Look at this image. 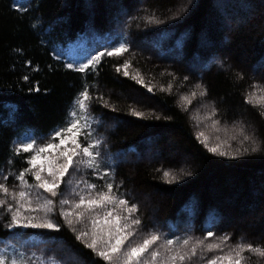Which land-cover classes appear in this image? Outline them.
Listing matches in <instances>:
<instances>
[{"label":"trees","instance_id":"1","mask_svg":"<svg viewBox=\"0 0 264 264\" xmlns=\"http://www.w3.org/2000/svg\"><path fill=\"white\" fill-rule=\"evenodd\" d=\"M181 1L0 0V182L19 191L15 176L28 167L31 153L15 156L16 144L31 138L48 142L68 125L69 114L78 112L75 100L87 86L91 139L102 142L100 169L87 168V179L98 189L113 182L114 191L137 205L135 215L142 223L132 239L149 232L204 239L212 231L215 235L206 243L227 235L225 252L241 241L264 247V226L259 231L230 222L253 211L264 221V151L244 152L251 141L243 139L254 136L264 148V72H254L264 60V0ZM17 4L27 11L17 12ZM237 4L256 13L251 20L243 15L229 31L223 13ZM120 9L125 14L115 20ZM143 41L148 42L145 50L139 47ZM121 43L128 51L119 58L105 54L85 73L67 67H78ZM125 60L131 63L130 75L139 74L144 85L125 77L123 69L116 71ZM191 63L203 70L194 72ZM202 90L207 94L201 96ZM250 93H255L256 107L246 103ZM99 97L103 100L97 102ZM133 110L143 117L134 116ZM199 132L209 137L211 146L222 143V150L236 158L209 152L197 139ZM79 139L85 142L84 135ZM150 142L160 149V160H127L136 155L143 159ZM105 171L110 175L99 179ZM164 171L175 182H167ZM26 179L34 182L31 176ZM232 185L240 188L233 195ZM65 189L64 183L61 194ZM142 196L152 199L157 215L142 203ZM58 212L51 218L60 225L59 232L9 229V217L0 216V251L9 256L22 252L29 264H105L76 240ZM218 254L205 252L201 260L198 251L191 264H206ZM244 255L247 264H264V257Z\"/></svg>","mask_w":264,"mask_h":264},{"label":"snow or ice","instance_id":"2","mask_svg":"<svg viewBox=\"0 0 264 264\" xmlns=\"http://www.w3.org/2000/svg\"><path fill=\"white\" fill-rule=\"evenodd\" d=\"M15 10L26 12L27 8L17 4ZM180 10H183V7ZM127 51V45L121 43L106 53H98L78 67L71 63L67 67L76 72L85 73L86 70L95 68L105 54L119 58ZM130 66V61L125 60L122 65L116 67V71L119 73L123 69L125 77L144 85L139 74L130 75L128 71ZM24 79L27 80L28 78L25 77ZM196 87L202 88L201 85ZM259 87L253 85L254 89ZM147 90L152 92L150 86ZM206 94V90L200 92L201 96ZM192 95L195 96L196 93L193 92ZM254 96L255 93H250L246 103L256 107L253 103ZM183 99L187 100V97ZM91 100L90 92L85 86L75 100V107L78 112L73 110L69 114L71 119L66 127L55 131L46 143L38 144L35 138H31L21 140L16 144L15 156L19 157L22 153H31V155L26 159L28 167H25L15 176V180L19 181V191L10 190L6 183L0 182V208L4 209L0 216L9 217L8 223L5 225L7 228L60 231V225L51 218L56 212L53 199L42 197L38 191L35 199H33L31 190L43 189L45 193L54 198L58 195L57 189L63 182L65 175L69 173L70 168L78 169V166L83 164L96 172L99 171L98 158L100 152L98 149L102 142L99 139H91L92 131L88 115ZM102 100L103 97H99L97 102ZM104 106L107 107L108 105L105 103ZM132 114L143 117V113L135 110ZM261 114L264 115V113ZM213 115H215L214 110ZM81 120H83V124ZM81 135L85 136L84 143L79 139ZM197 139L214 155L236 158L231 156L229 152L222 150V143L211 146L209 137L204 132H199ZM243 139L244 141H251L250 149L245 148L244 152H249V150L251 153L264 151L261 143L254 136L244 135ZM57 140L58 143H56ZM108 175L110 173L105 171L98 178L103 180ZM27 176H31L35 183L29 184L26 179ZM163 176L169 183L176 180V177L169 171H164ZM3 179L7 181L8 176H4ZM85 184L90 191L86 193L76 192L75 195L79 197L78 200H69L61 194L58 215L75 233L76 240L80 241L85 248L89 249L105 264H191L193 258L197 257L198 251L201 260L205 259V252L220 253L208 258L206 264H247L249 257L244 255L245 252L264 257V247L253 246L243 241L230 245L228 251L225 252L223 245L227 244L229 240L227 235L218 237V243H206L208 238L215 235L212 231H208L207 237L204 239L193 237L183 239L162 238L157 232H149L137 239H132L137 237L142 223L141 219L135 215L138 211L137 205L130 203L128 199L114 191L113 182L105 181L103 185L99 186V189L96 184L87 182ZM76 225H81L79 230ZM161 249H163V253ZM0 264H29V261L22 252L9 256L6 252L0 251Z\"/></svg>","mask_w":264,"mask_h":264},{"label":"rangeland","instance_id":"3","mask_svg":"<svg viewBox=\"0 0 264 264\" xmlns=\"http://www.w3.org/2000/svg\"><path fill=\"white\" fill-rule=\"evenodd\" d=\"M141 1H142V3H144L146 0H141ZM184 3H186V2H184V0H182L180 2V5L181 4L183 5ZM121 10L122 9H120V11H118L116 13L115 20L120 19V17L125 14V12L121 11ZM229 12H230L229 14L223 13V17H222L223 18V25L226 26L229 31L235 30L237 28V23H240L243 21V15L247 16V18L249 20H251L254 18V13H256V11H253V10L250 13L249 11H247L246 7L242 4L235 5L233 9H230ZM147 44H148L147 41H143L139 44V47L141 48V50H145L147 48L146 47ZM190 68L194 72H199V71L203 70L201 65H195L192 63L190 64ZM254 72H256V73L264 72V60H262L258 64V68L256 70H254ZM198 122H199V120H198ZM58 142L59 141L57 140L56 143H58ZM144 153L145 154H144L143 159L140 157V155H136L135 158L127 157V160L131 163H137V162H140L141 160H145L146 162H155V161L160 160V149L157 147L155 142H150L148 145H146L144 148ZM184 163H187V159L184 160ZM87 168L88 167H86L83 164L79 165L78 169L77 168H70L69 173L67 175H65L63 182L60 184V187L57 189L58 195L54 198L50 197L48 193H45L43 191V189H39V190L32 189L31 191L34 193V195H36V193L38 191L42 197H49V198L53 199L54 204H55V209H57V208L60 209V203L59 202L56 203L55 199L61 195L60 190H61V187L64 183L66 184V189H65V192L63 194H64V197L68 198L69 200H78L79 199V197L75 195L76 192L86 193V192L90 191L86 188V184H85V182L89 183V180L87 179V175H88V172L90 170H87ZM45 175H46V173H45ZM34 183H35V181L32 184H34ZM29 184H31V183H29ZM89 184H91V183H89ZM233 191L238 192V191H240V188L239 187L235 188L232 185L231 190H230L231 195L234 194ZM230 193L225 194V195L222 194V195H224L225 197H229ZM32 198L35 199V196ZM140 199L145 206L149 207L153 216L158 214V209H155V206H153V201L151 198L142 196ZM232 200H233V203L232 202L231 203L234 205V202L236 199L235 200L232 199ZM255 203L257 206H259V204H260L257 200H255ZM237 217L238 218L235 219L234 221H230L231 224L233 222H237L238 224L246 225L247 228H252V229L259 230V231H261L263 229V226H264L263 218L260 215L256 214L255 211H253L249 215V217H243L241 215L237 216ZM78 226L81 227V225H76V227H78Z\"/></svg>","mask_w":264,"mask_h":264}]
</instances>
